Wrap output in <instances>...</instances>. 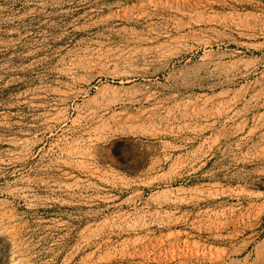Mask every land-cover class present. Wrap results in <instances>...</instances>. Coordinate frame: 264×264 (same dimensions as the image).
Returning <instances> with one entry per match:
<instances>
[{"label":"rangeland","instance_id":"374dc122","mask_svg":"<svg viewBox=\"0 0 264 264\" xmlns=\"http://www.w3.org/2000/svg\"><path fill=\"white\" fill-rule=\"evenodd\" d=\"M2 102L0 264H264V0H0Z\"/></svg>","mask_w":264,"mask_h":264},{"label":"bare ground","instance_id":"6f19581e","mask_svg":"<svg viewBox=\"0 0 264 264\" xmlns=\"http://www.w3.org/2000/svg\"><path fill=\"white\" fill-rule=\"evenodd\" d=\"M53 5V4H52ZM60 6V5H59ZM54 10V8H53ZM56 10V9H55ZM11 105V104H10ZM7 106L6 104H4L3 102L0 103V110L2 111V109H5ZM9 108H14L13 105H11V107L9 106ZM6 115H7V120H8V117L9 115L8 114H5V113H2L0 112V129L6 127V124L8 123V121H6Z\"/></svg>","mask_w":264,"mask_h":264}]
</instances>
